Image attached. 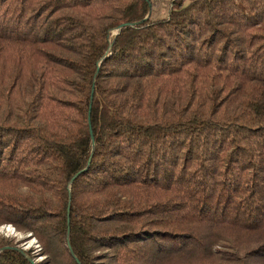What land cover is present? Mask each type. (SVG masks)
<instances>
[{"label":"trees","instance_id":"obj_1","mask_svg":"<svg viewBox=\"0 0 264 264\" xmlns=\"http://www.w3.org/2000/svg\"><path fill=\"white\" fill-rule=\"evenodd\" d=\"M170 2L0 0V264H264V0Z\"/></svg>","mask_w":264,"mask_h":264},{"label":"rangeland","instance_id":"obj_2","mask_svg":"<svg viewBox=\"0 0 264 264\" xmlns=\"http://www.w3.org/2000/svg\"><path fill=\"white\" fill-rule=\"evenodd\" d=\"M151 4H152V8H151V15L150 17L152 19H163L164 17L167 16L168 14V9L171 5L170 0H150ZM148 17V16H147ZM146 17V18H147ZM118 29H112L109 31V41H111L117 32ZM109 43V42H108ZM0 235L3 237H7V238H15L16 241H21L22 239H24L26 236L23 235L20 232H17L14 227H12L11 225H2L0 226ZM29 236V235H27ZM37 244L36 241L34 239L30 240L27 243H23L20 245V249L23 250H29V249H33V253H35L36 251H38L37 249ZM42 258L39 257L37 258L35 261H39ZM33 263L35 264V261L32 260Z\"/></svg>","mask_w":264,"mask_h":264},{"label":"water","instance_id":"obj_3","mask_svg":"<svg viewBox=\"0 0 264 264\" xmlns=\"http://www.w3.org/2000/svg\"><path fill=\"white\" fill-rule=\"evenodd\" d=\"M119 28H120V27H119ZM93 91H94V89H92V92H93ZM68 211H69V207H68ZM68 230H69V229H68ZM3 249H7V247L2 248V250H3ZM76 261H77V264H79V261H78V260H76ZM29 262H30L31 264H34L33 261H32L31 259L29 260Z\"/></svg>","mask_w":264,"mask_h":264}]
</instances>
